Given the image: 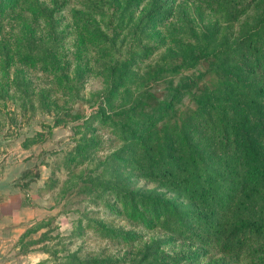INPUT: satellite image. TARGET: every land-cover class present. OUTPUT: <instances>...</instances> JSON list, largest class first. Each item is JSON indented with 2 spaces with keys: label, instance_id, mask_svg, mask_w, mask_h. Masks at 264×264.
Returning <instances> with one entry per match:
<instances>
[{
  "label": "trees",
  "instance_id": "obj_1",
  "mask_svg": "<svg viewBox=\"0 0 264 264\" xmlns=\"http://www.w3.org/2000/svg\"><path fill=\"white\" fill-rule=\"evenodd\" d=\"M78 1L85 10L105 14L102 24L112 37L100 51L108 62L102 63V89L90 94L91 103L78 97L79 85L66 82L58 73L59 49L53 43L57 24L48 3L15 0L11 11L0 12V26L7 15V20H13L24 12L45 30L42 35L22 37L13 55L3 45L1 54L4 62L14 56L17 62L55 71L49 89L67 99L45 111L52 116L49 128L79 121L74 128L82 127L85 137L96 130L90 125L95 123L115 140L98 163L77 171L62 191L65 201L72 195L83 203L75 211L68 235H49L57 230L50 224L52 217L35 220L19 235L18 253H29L26 245L69 240L89 230L96 239L125 247L129 258L80 255L63 248L64 255L58 257L56 249L41 248L48 259L38 264H200L202 258L207 259L203 264L218 260L264 264V0H197L215 20L172 29L141 78L129 71L134 60L149 54L138 32L120 52L112 41L124 39L123 30L130 22L125 34L156 26L176 5L167 6L168 0ZM4 3L0 0V8ZM132 5L141 6L143 12L130 21L126 11ZM17 79L21 78L15 74L8 80L11 86L0 87V110L11 87L16 90ZM158 83L161 88H154ZM145 98L155 101L148 111L139 106ZM84 104H95L94 111L85 114ZM44 136L35 132L20 146L29 148L43 142ZM94 145L92 137L76 140L75 160L81 162L78 153ZM122 168L132 173H120ZM29 173L25 170L21 177ZM129 174L152 186L131 187ZM22 184L27 183L18 184L23 191ZM97 207L105 209L102 219L93 209ZM107 218L125 220L130 228ZM135 226L146 231L159 228L167 236L148 237L141 248L142 237L133 230ZM37 232V237L25 241ZM168 241L186 242V247L170 255L159 253L158 244ZM136 243L140 245L135 247Z\"/></svg>",
  "mask_w": 264,
  "mask_h": 264
},
{
  "label": "rangeland",
  "instance_id": "obj_2",
  "mask_svg": "<svg viewBox=\"0 0 264 264\" xmlns=\"http://www.w3.org/2000/svg\"><path fill=\"white\" fill-rule=\"evenodd\" d=\"M45 1L50 8L49 14L53 15L52 19L57 24L58 34L56 33L53 38V43L59 49L55 60L56 67L60 69L58 73L66 82L70 81L75 86L79 85L78 97L84 103H91L90 94L102 89V78L99 75L101 72H105L102 70V63L108 59L107 55L100 51L105 49L103 47H107V42L112 38L108 28H104L102 24L105 14L85 10L78 0ZM14 2L15 0H6L4 6L0 8V12L11 11ZM167 4V6L169 4L176 6L166 20L145 29L144 32L136 29L131 34H125V31L133 24L130 22L123 30L124 39L121 40L122 36H120L112 41V43L115 41L114 47L120 52L127 46L132 35L138 32L141 45L149 48L148 56L137 58L129 68V71L138 74L139 78L142 77L143 70L153 65L154 59L158 56L157 51L162 49L164 39L169 37L172 29L177 30L184 23L206 25L215 20L212 11L200 5L197 0H168ZM144 5L145 1L142 2V6ZM101 9L105 10L104 7ZM142 12L141 6L132 5L126 11V15L130 17V21H133ZM6 17V21L0 26V87H5L8 83L11 86V81L8 80H11L15 74L21 79H17L16 90H13L12 87L9 91L7 90L9 98L5 100V107L0 110V183L5 186H18V184L27 183L26 185L22 184L23 191L19 189L24 193L23 203H29L32 197L36 199L39 205L45 206L47 209L45 216L41 219L52 217L50 224L57 227V230L49 232V235L53 236L57 232L66 236L71 230V222L76 219L75 211L80 210L83 203L78 201V197L72 195L65 201L62 191L68 180L75 177L77 171L85 166L91 168L98 163L114 147L115 140L104 127H99L95 123L90 124L96 130L86 133L85 137H92L96 145L94 148L89 147L84 152L78 153L81 162L78 163L75 160L77 154L75 155L73 147L76 140H85V137H82L84 133H81L83 128H74V125L80 122L49 128L52 116L45 112L46 110L51 111L55 105H62L67 99L59 91L55 92L54 89H49L53 81L52 74L55 71L45 70L41 64L30 65L17 62L14 56L12 57L14 62L12 59L4 62L1 54L3 45L5 49L9 48L13 55L12 52H17L15 48L17 49L19 46L18 41L22 37L32 33H35L36 36L42 35L45 30L42 24L31 23L28 13L23 12L13 20H7L9 15ZM168 25L171 26L166 29ZM133 47L136 48L137 45H133ZM114 52L109 51L112 54ZM154 88L160 89L161 84H156ZM183 101L185 102L186 99L184 98ZM154 105L155 101L150 98L142 99L139 103L143 111H148ZM74 108H76V104H74ZM83 109L85 114H89L94 111L95 104H84ZM48 129H50L49 132H47ZM35 132L44 133V141L30 146L26 150L23 149L20 142ZM28 169L30 173L26 177H21L22 173ZM120 170V173H132L131 169L122 168ZM36 172L38 175L34 178ZM128 178V185L131 187L152 186L138 177H133V174H129ZM16 197L17 195H15V199ZM28 197L30 198L28 199ZM93 209L98 212L97 217L102 219L106 216L105 209L101 207ZM107 219L116 225L130 228L125 220ZM31 224H26V227ZM133 230L142 237L140 238L141 245L136 243L135 247L140 245L139 247L144 248L148 237L156 239L167 236L159 228L146 231L135 226ZM38 233L29 235L25 241L37 237ZM57 241H61L63 246L57 245ZM15 244L16 250L13 256L19 257L23 264H38L43 259H48L44 253L39 251L41 248L56 249L58 257L64 255L65 252L60 250L63 248L66 249L65 251H74L80 255H98L101 258L123 259V261L129 258L128 254H124L125 247L96 239L89 230H85L80 236L71 237L69 240L54 238L49 241L42 240L38 244L26 245L24 249L29 251L27 257H21L23 255L18 253L17 240ZM158 245L159 253L170 255L184 250L186 242L168 241ZM206 261V258H202L200 264ZM49 262L45 264H49ZM220 262L222 264V261L219 260L213 264H220ZM225 264L233 263L226 261Z\"/></svg>",
  "mask_w": 264,
  "mask_h": 264
},
{
  "label": "crops",
  "instance_id": "obj_3",
  "mask_svg": "<svg viewBox=\"0 0 264 264\" xmlns=\"http://www.w3.org/2000/svg\"><path fill=\"white\" fill-rule=\"evenodd\" d=\"M23 196L24 193L18 186H5L0 183V264H23L19 257L13 256L15 242L26 224L39 220L46 214L45 206L39 205L33 197L29 203H23ZM27 256L28 253L21 257Z\"/></svg>",
  "mask_w": 264,
  "mask_h": 264
}]
</instances>
